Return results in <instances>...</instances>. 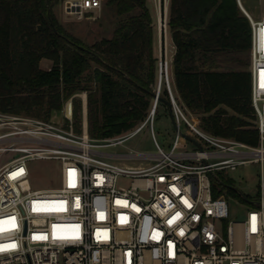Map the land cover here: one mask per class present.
I'll use <instances>...</instances> for the list:
<instances>
[{
	"label": "built area",
	"instance_id": "1",
	"mask_svg": "<svg viewBox=\"0 0 264 264\" xmlns=\"http://www.w3.org/2000/svg\"><path fill=\"white\" fill-rule=\"evenodd\" d=\"M237 1L251 23L258 143L217 135L189 117L175 97L167 62L177 134L169 149L157 142L158 151L121 154L141 158L139 164L103 157L98 148L123 143L153 124L156 98L136 127L107 138L91 137L87 119L78 134L53 119L0 110V155L20 153L0 164V264H264V0H258L257 14ZM170 2L154 0L161 28L168 27ZM62 3L83 18L100 12L104 0ZM182 120L194 139L180 129ZM187 139L197 147L180 149ZM36 157L61 160L60 186H31L28 161ZM253 162L259 166L258 196L242 192L250 203L245 216L231 217L224 186L236 187L217 170Z\"/></svg>",
	"mask_w": 264,
	"mask_h": 264
},
{
	"label": "trees",
	"instance_id": "2",
	"mask_svg": "<svg viewBox=\"0 0 264 264\" xmlns=\"http://www.w3.org/2000/svg\"><path fill=\"white\" fill-rule=\"evenodd\" d=\"M60 1L0 0V110L49 118L87 89L93 137L114 136L140 123L159 83L148 0H104L103 7L121 18L111 36L92 44L59 20L54 5ZM168 27L176 45L170 82L178 102L199 114L206 130L258 143L251 23L238 1L171 0ZM220 52H234L230 57L239 65L221 67ZM44 57L53 60L50 68L41 65ZM159 96L157 107L168 106L166 84ZM79 110L76 102V116Z\"/></svg>",
	"mask_w": 264,
	"mask_h": 264
},
{
	"label": "rangeland",
	"instance_id": "3",
	"mask_svg": "<svg viewBox=\"0 0 264 264\" xmlns=\"http://www.w3.org/2000/svg\"><path fill=\"white\" fill-rule=\"evenodd\" d=\"M149 5L153 11L154 26L157 30V37L155 43V52L159 55V81L161 78V83L153 86V91L157 92L160 88V92L164 89V84L167 83L166 77V62L168 66L169 79L171 81L172 68L171 61L173 59L174 53L176 51V45L172 39L169 27L165 29L157 19V10L155 7L154 0H148ZM245 5L254 13H258L260 8L258 7V0H244ZM54 10L59 20L63 25L71 31L76 36L80 37L87 44H92L94 41L104 37L111 36L114 28L119 23L121 16H117L112 12L110 7H103L100 12L90 13L88 16L83 18L77 17L76 14L67 13L64 10L62 0L54 5ZM233 53L220 52L219 56L221 59V67H226L227 65L238 66L236 61H232L231 55ZM240 54V53H239ZM244 55L245 53H241ZM162 68V69H161ZM162 70V72H161ZM169 90V89H168ZM85 94V95H84ZM76 100H74V97ZM73 97L68 98L63 105L61 110L53 112L49 119L57 121V123L62 124L65 128H73L75 133H82L84 121L87 119L88 130H89V90L85 89L77 92ZM72 99L73 111L71 117L66 114L67 102ZM86 101V103L84 102ZM80 102V110L78 116L75 115V103ZM155 102V96L151 98V104L147 109V114L151 112L153 108V103ZM185 108V111L189 117L201 118L199 114L193 113L191 110ZM230 111L232 109L229 108ZM144 118V119H145ZM143 119V120H144ZM254 120V119H253ZM139 124V123H138ZM136 124V125H138ZM121 131L114 136L122 135L132 128ZM180 129L186 133L188 127L184 120L181 121ZM91 137L92 134L89 131ZM177 134V126L175 121L172 119L169 112V106L160 102L157 107V112L153 124L150 122L146 123L137 133L126 138L123 143H118L114 145L102 146L101 149L112 151V152H128L130 150L155 152L158 151L157 142L164 148L169 149L174 142L175 136ZM109 136H106L107 138ZM95 138V137H94ZM197 147V144L191 140L187 139L181 142L179 148L192 150ZM16 151H7L0 155V164L12 159L19 155ZM116 160L127 163V164H139L142 159L139 157H121ZM61 165L62 162L58 158H32L28 161L29 174L28 178L30 184L33 188H45V187H58L61 184ZM258 163H248L240 164L236 168H223L217 170V174L224 179L227 183L232 184L236 188H229L224 186L230 193L228 196L230 203V216L242 219L245 216V208L247 204H250L244 199L243 193H248L252 199H256L257 189H258ZM214 179H216L213 176Z\"/></svg>",
	"mask_w": 264,
	"mask_h": 264
},
{
	"label": "crops",
	"instance_id": "4",
	"mask_svg": "<svg viewBox=\"0 0 264 264\" xmlns=\"http://www.w3.org/2000/svg\"><path fill=\"white\" fill-rule=\"evenodd\" d=\"M53 64V60L48 58V57H44L41 59V65L45 68H50ZM86 103V101H84ZM56 112V111H55ZM100 154L103 157L109 158V159H114L116 160L117 158H121V154L122 152H112V151H107V150H103L100 148H98Z\"/></svg>",
	"mask_w": 264,
	"mask_h": 264
},
{
	"label": "water",
	"instance_id": "5",
	"mask_svg": "<svg viewBox=\"0 0 264 264\" xmlns=\"http://www.w3.org/2000/svg\"><path fill=\"white\" fill-rule=\"evenodd\" d=\"M39 26H40V25H39ZM159 83H161V78H160ZM154 96H155L156 100L160 98L158 92H154ZM166 102L168 103V106H169V112H170V114H171V117H172V119H173V120L175 121V123H176L175 115H174V112H173L172 103H171L170 100H166ZM185 134H186V136H188V137L194 139L190 134H188V133H185Z\"/></svg>",
	"mask_w": 264,
	"mask_h": 264
},
{
	"label": "bare ground",
	"instance_id": "6",
	"mask_svg": "<svg viewBox=\"0 0 264 264\" xmlns=\"http://www.w3.org/2000/svg\"><path fill=\"white\" fill-rule=\"evenodd\" d=\"M71 108H72V104H71V101L69 100L67 102V105H66V110H67L68 114H71Z\"/></svg>",
	"mask_w": 264,
	"mask_h": 264
},
{
	"label": "snow or ice",
	"instance_id": "7",
	"mask_svg": "<svg viewBox=\"0 0 264 264\" xmlns=\"http://www.w3.org/2000/svg\"><path fill=\"white\" fill-rule=\"evenodd\" d=\"M262 34H264V30H262ZM262 76H264V73H262ZM262 86H264V85H262ZM14 219V218H13ZM170 223H171V221H170Z\"/></svg>",
	"mask_w": 264,
	"mask_h": 264
}]
</instances>
